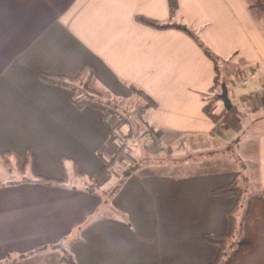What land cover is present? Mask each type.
<instances>
[{"label":"crops","instance_id":"obj_1","mask_svg":"<svg viewBox=\"0 0 264 264\" xmlns=\"http://www.w3.org/2000/svg\"><path fill=\"white\" fill-rule=\"evenodd\" d=\"M176 1L170 15L168 0H0V264H61L65 240L76 264H211L219 248L203 237L228 233L238 199L213 192L234 180L247 196L264 192V11L254 0ZM136 17L192 30L220 57L230 110L240 114L221 122L230 110L221 86L212 90L214 64L188 34ZM84 67L119 108L136 107L157 143L211 151L199 163L206 169L136 171L106 205L85 191V179L72 165L64 173L59 159L93 177L123 147L130 123L113 138L119 115L79 110L69 90L39 78L75 77ZM233 140L239 160L222 151ZM26 150L32 176L72 184L31 174L9 184L2 155ZM253 234L235 264H264V221Z\"/></svg>","mask_w":264,"mask_h":264},{"label":"trees","instance_id":"obj_2","mask_svg":"<svg viewBox=\"0 0 264 264\" xmlns=\"http://www.w3.org/2000/svg\"><path fill=\"white\" fill-rule=\"evenodd\" d=\"M253 6L264 11V0H254ZM168 8L170 15L175 13L177 9V1L168 0ZM136 20L154 28H176L188 34L189 37H191L197 46L204 52V54L213 62L216 70V77L214 79V86L212 90L220 89L221 84L224 82L219 73L220 57L216 56L207 47H205L200 38L192 30L175 24H160L143 17H136ZM39 78L48 84L57 85L69 90L70 101L79 110L88 107L101 112L110 113L112 115H119L117 116L118 122L112 126V135L116 134L120 124L124 122V117L122 118L119 114V104L113 103L108 94L97 84L94 79L93 70L90 67L82 68L75 77L39 75ZM231 113L235 115L240 114L238 111L231 109L228 112V115L221 118V122L226 120ZM210 117L216 119L214 116L210 115ZM233 143L235 144L236 141L230 142L229 144L231 145L224 147L223 151L230 152L231 156L235 160H239L235 153ZM122 152L123 147L120 146L114 157L108 161H104V165L101 170L91 178H86L83 174L77 172L76 168H74L75 178L85 179L84 189L93 194H100L102 196V203L105 205L111 202L129 176L137 170L135 165L130 164L126 167L123 166L124 168L121 170L118 181L113 184L111 189H106V185L112 179V174L110 172L112 166H114L116 162L124 164V160L121 156ZM65 162L66 159L64 157L59 159V164L64 173H66ZM2 166L9 174V180L7 181L9 184L25 182L28 180L27 177L32 172V154L29 150H26L23 156L9 152L3 153ZM32 178L37 182L45 184L52 183L63 186L67 184L65 180L55 181L37 176H32ZM230 193H236L238 195V201L228 212V220L230 224L228 233L221 236L205 235L203 237L205 242L216 245L219 248L218 255L211 264H235L247 250L252 248L254 244V222L256 220L264 221V192L247 196L244 189L240 187L235 180L213 192L215 196ZM234 239L236 240V248L228 255L226 253L227 245ZM61 252L60 262L62 264H76L68 250H62Z\"/></svg>","mask_w":264,"mask_h":264},{"label":"rangeland","instance_id":"obj_3","mask_svg":"<svg viewBox=\"0 0 264 264\" xmlns=\"http://www.w3.org/2000/svg\"><path fill=\"white\" fill-rule=\"evenodd\" d=\"M238 79H240V76L238 77ZM131 106L132 104H126V103L120 104V108H119L120 116L122 118L124 117V119L130 123V125L127 126L126 129L124 131H121L120 133V137L122 138V143H125L123 145V152L121 154L124 160V164H120L119 162H116L114 166H112L111 171H110L112 174V179L106 185V189L108 190L111 189L113 184L118 181L121 170L124 168L123 166L126 167L130 164L135 165L137 168L136 171L140 173L155 172V173H170L173 175H189V174L199 173L203 171L204 169H206L204 164L200 165L199 163L204 158L206 159L207 157L211 156V154L210 155L208 154L211 151L204 150L203 152L198 153V152H192V150L181 151L180 149H178V150H174L171 152L169 149L164 147L162 144L154 141V139L149 135V131L146 130V128L142 124V117L140 116V114L136 116V113H135V111L137 110L136 107L132 109ZM124 107H126L125 110H123ZM128 132H129V136H128ZM131 133L135 134L136 136L131 138V135H130ZM233 141H236V140H233ZM180 145H181V148H184V145L182 144ZM227 145L229 146L231 144L228 143ZM197 151H200V150H197ZM190 153H192L191 155H193L192 157H194L192 158L193 163L191 164H189L188 162L187 163L185 162L186 161L185 155H189ZM217 153L218 154L216 155L218 156L221 152L220 153L217 152ZM225 153L227 152L223 151V154ZM228 153L231 155L230 152ZM217 156H214V157H217ZM222 157L225 160L231 161V158L229 156L228 158L230 160L226 158L225 155L224 156L222 155ZM65 159H66V162H65L66 171H67V167H70L72 165V172L74 174L75 167L73 165V162L67 158ZM224 166L225 164L222 165V167ZM214 168H216V166ZM71 181L72 180H69L67 182L68 183L70 182L69 184L71 185L72 184ZM76 182H79V180ZM85 191L88 192V190H85ZM95 196H96V199L100 200V202L102 203V196L100 194H95ZM64 242H67V241L65 240ZM64 242L61 244L60 248L62 250H67L66 244ZM235 248H236V240L234 239V240H231L230 243H228L227 248H226V253L229 255ZM61 253L62 252H60L59 254L61 255Z\"/></svg>","mask_w":264,"mask_h":264},{"label":"water","instance_id":"obj_4","mask_svg":"<svg viewBox=\"0 0 264 264\" xmlns=\"http://www.w3.org/2000/svg\"><path fill=\"white\" fill-rule=\"evenodd\" d=\"M221 89H222V93L220 95V99L223 101V103L225 105V108L227 110H230L231 104H230V101L228 99V95H227V90H226L225 84H221Z\"/></svg>","mask_w":264,"mask_h":264},{"label":"built area","instance_id":"obj_5","mask_svg":"<svg viewBox=\"0 0 264 264\" xmlns=\"http://www.w3.org/2000/svg\"><path fill=\"white\" fill-rule=\"evenodd\" d=\"M113 136V138H116V134H114V135H112Z\"/></svg>","mask_w":264,"mask_h":264}]
</instances>
